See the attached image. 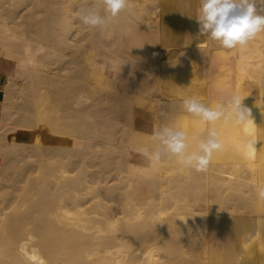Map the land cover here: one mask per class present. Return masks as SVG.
<instances>
[{"label": "bare ground", "instance_id": "6f19581e", "mask_svg": "<svg viewBox=\"0 0 264 264\" xmlns=\"http://www.w3.org/2000/svg\"><path fill=\"white\" fill-rule=\"evenodd\" d=\"M199 5L130 0L102 31L79 19L100 0H0V57L16 64L0 91V264H264V223L249 236L264 218V32L224 49ZM234 93L251 129L182 108ZM165 125L189 152L209 128L223 147L203 172L153 163L139 149Z\"/></svg>", "mask_w": 264, "mask_h": 264}, {"label": "clouds", "instance_id": "9594fccd", "mask_svg": "<svg viewBox=\"0 0 264 264\" xmlns=\"http://www.w3.org/2000/svg\"><path fill=\"white\" fill-rule=\"evenodd\" d=\"M100 3L103 14L92 6L79 19L84 25L100 28L102 31L108 29L122 11L130 8V0H100ZM261 13H264V0H200L195 19L201 35H209L211 40L224 49H236L247 46L258 34L264 32V14ZM43 51L41 47L32 53L31 48H27V63L34 65V57ZM245 97L234 93L215 107L201 102L197 97H189L183 100L182 108L207 124L224 119L251 129L256 124L252 109L243 103ZM153 138L157 141L154 149H139L145 157L153 163L165 156L175 157L180 164L197 172L206 171L213 153L223 147L215 128L208 129L207 135L199 141L197 150L192 152H189L185 133L174 127L162 126L153 133ZM256 142L255 137L249 138L246 148H255ZM257 195L260 200H264V187L257 188Z\"/></svg>", "mask_w": 264, "mask_h": 264}, {"label": "crops", "instance_id": "0c3cea01", "mask_svg": "<svg viewBox=\"0 0 264 264\" xmlns=\"http://www.w3.org/2000/svg\"><path fill=\"white\" fill-rule=\"evenodd\" d=\"M15 70L16 64L13 61L0 57V91L8 78L15 73Z\"/></svg>", "mask_w": 264, "mask_h": 264}, {"label": "rangeland", "instance_id": "374dc122", "mask_svg": "<svg viewBox=\"0 0 264 264\" xmlns=\"http://www.w3.org/2000/svg\"><path fill=\"white\" fill-rule=\"evenodd\" d=\"M137 122L138 123H142L143 122V119L140 117V116H138V118H137ZM18 140H22V141H29V142H32L33 141V137L30 135V136H28V137H25V136H23V135H18ZM260 204V203H259ZM252 214V213H251ZM257 216H258V221L256 222V226H257V228L255 229V231H250L249 232V236H251V237H255L256 235V237H255V239L257 238H259V241L260 240H262L263 239V237H262V233H263V230H261V226H262V223H264L263 222V220H264V218H263V216L261 215V213H258L257 214Z\"/></svg>", "mask_w": 264, "mask_h": 264}]
</instances>
